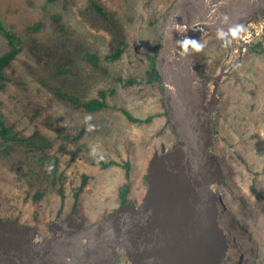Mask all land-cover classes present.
<instances>
[{
  "label": "rangeland",
  "instance_id": "obj_1",
  "mask_svg": "<svg viewBox=\"0 0 264 264\" xmlns=\"http://www.w3.org/2000/svg\"><path fill=\"white\" fill-rule=\"evenodd\" d=\"M98 1L115 14L126 37L127 49L114 63L103 61L112 50L111 28L101 21L91 23L90 0L53 4L0 0V15L7 25L18 23V33H24L26 27L38 28L25 34L26 46L12 64L14 80L20 84L0 90V113L24 135L39 132L49 139L50 154L57 156L65 178L61 198L55 191L44 190L48 183L23 155L8 157L0 149V218L35 227L41 238L49 235L48 225L72 210L86 225L96 224L119 206L118 191L124 184L129 187L128 199L140 204L150 160L174 143L157 91L146 88L139 92L124 86L127 79L139 78L144 72L145 67L136 63L135 52L152 53L150 43L161 37L162 17L173 0ZM13 9L19 15L7 13ZM154 21L155 26H150ZM238 31L228 40L202 36L196 41L203 47L195 51V61L203 58L204 72L212 71L209 78L220 77L213 114L219 129L215 134L214 128L213 139H219L225 181L215 187V193L228 208L220 215L224 232L227 228L239 243L237 247L229 244L231 250L223 264H264V32L251 37L250 31ZM33 39L48 53L46 68L36 64L29 50ZM4 50L0 38V55ZM86 54L101 59L98 68L82 60ZM70 62L74 66L70 75L58 78L50 70L58 71ZM39 83H45V89ZM54 88L76 91L82 101L96 99L99 91H105L109 109L84 113L58 102L52 94ZM36 109L41 116L31 123L26 116ZM122 111L143 123L130 122ZM149 117L152 120L146 122ZM83 177L84 192L75 200ZM37 183L43 192L35 201L32 185ZM232 252L239 257L233 258Z\"/></svg>",
  "mask_w": 264,
  "mask_h": 264
},
{
  "label": "water",
  "instance_id": "obj_2",
  "mask_svg": "<svg viewBox=\"0 0 264 264\" xmlns=\"http://www.w3.org/2000/svg\"><path fill=\"white\" fill-rule=\"evenodd\" d=\"M263 12L264 0H173L154 69L174 143L150 160L141 203L119 205L93 225L70 213L45 238L0 218V264H223L230 241L215 187L225 177L213 152L220 77L202 76L183 45L207 34L228 40Z\"/></svg>",
  "mask_w": 264,
  "mask_h": 264
},
{
  "label": "trees",
  "instance_id": "obj_3",
  "mask_svg": "<svg viewBox=\"0 0 264 264\" xmlns=\"http://www.w3.org/2000/svg\"><path fill=\"white\" fill-rule=\"evenodd\" d=\"M59 1H64L67 3V0H46L48 3H57ZM88 10L91 13V23L98 24V21L106 23L111 28V53L103 58V61L106 63H114L120 60L123 52L127 49L126 37L123 35V27L120 22L116 19L115 14L110 12L104 5H102L98 0H90ZM7 13L13 14L15 16L19 15L16 9L9 10ZM157 21L150 23V26L154 27ZM18 24V23H17ZM17 24L7 25L4 19L0 15V38L4 41L5 50L0 55V90L5 89L9 84H17L15 79V71L13 69V62L18 58L22 52L24 46H26L25 34L30 31H36V27H26L24 33H18L15 30ZM96 27V26H95ZM25 28V27H24ZM28 29V30H27ZM18 33V34H17ZM27 37V36H26ZM161 37L158 36L150 44L152 46V53L145 52L143 50H136V63L138 66H144L145 70L142 72V75L137 77H131L127 79L124 83V86L135 87L137 90L143 91L146 88H154L157 91V94L162 97V86L160 79L154 69V59L156 56L157 48L159 47ZM31 54L35 57V62L41 68L48 67V60L44 59L48 53L38 44L37 40L33 39L31 41V46L29 48ZM202 58V57H201ZM82 60L90 64L92 68H98L100 58L93 54H86L82 56ZM204 59H198L195 62L196 69L198 72L204 76L209 77L212 74V71H208L204 74V71L207 70V65L205 64ZM74 69L73 63L70 62L66 66L58 71L50 69L54 76L61 77L63 75H70L71 71ZM106 73V72H105ZM44 89L46 87L45 83H39ZM74 92H67L62 89H53V97L59 102H62L70 107L81 110L87 114H96L104 110H108L109 106L106 102L107 92L99 91L98 97L96 99H91L88 101H82L81 97ZM40 109H36L30 113L27 119L31 123H35L36 120L41 116ZM122 114L132 123H143L142 120L132 118L127 112L122 111ZM152 117H149L146 122H150ZM218 125L215 127V134L218 133ZM219 139L215 138L213 143V150H215V156L221 164L224 163L221 161L219 156ZM52 143L49 139L41 136L39 132H34L31 135H24L21 131L16 129L14 124H11L1 113H0V149L7 153L8 157L17 158L18 156L23 155L25 159L30 161L35 168H37L38 173H42L43 181L47 182L46 189L55 191L61 198L64 195V185L65 178L62 176V172L59 169V160L55 154H50V148ZM110 165H116L115 163H110ZM51 166V172L47 169ZM224 167V165H223ZM37 174V175H40ZM127 177V175H125ZM64 178V180H63ZM39 185H32L36 189L34 200L37 201L41 197L43 190L39 189ZM86 184V177H83L82 185L74 194V199L77 200L79 195L84 192V187ZM33 189L31 186H29ZM29 188V189H30ZM58 188V189H57ZM128 185L124 184L118 191L119 205L128 204L130 201L128 199L129 189ZM252 193L256 194V191L252 189ZM257 197H259L257 195ZM222 207L223 211H228V208L225 204L219 205ZM219 208V207H218ZM74 212L73 210L71 211ZM227 220L230 221L231 218L227 216ZM231 222V221H230ZM231 247H229V251Z\"/></svg>",
  "mask_w": 264,
  "mask_h": 264
},
{
  "label": "built area",
  "instance_id": "obj_4",
  "mask_svg": "<svg viewBox=\"0 0 264 264\" xmlns=\"http://www.w3.org/2000/svg\"><path fill=\"white\" fill-rule=\"evenodd\" d=\"M237 30H239L238 32H240V34L244 33L245 31H250L251 37H253V36L258 37L260 34H262L264 32V12L262 14H258L252 20H245V21L241 22L238 25ZM257 30H259V31H257Z\"/></svg>",
  "mask_w": 264,
  "mask_h": 264
},
{
  "label": "clouds",
  "instance_id": "obj_5",
  "mask_svg": "<svg viewBox=\"0 0 264 264\" xmlns=\"http://www.w3.org/2000/svg\"><path fill=\"white\" fill-rule=\"evenodd\" d=\"M233 35H235V33H233ZM189 47H191V49H192L193 51L198 52V51L201 50V48L203 47V45L200 44L199 42H196V41H193V42H191L190 44L186 43V44L183 45V48H184L185 52L187 51V49H188ZM94 151H95V150H93V152H94ZM47 170H48L49 172H51V170H52V169H51V166H49ZM232 253H233V252H232ZM238 253H241V252H238ZM234 255H235V254L232 255L233 258H237L236 256L234 257Z\"/></svg>",
  "mask_w": 264,
  "mask_h": 264
},
{
  "label": "bare ground",
  "instance_id": "obj_6",
  "mask_svg": "<svg viewBox=\"0 0 264 264\" xmlns=\"http://www.w3.org/2000/svg\"><path fill=\"white\" fill-rule=\"evenodd\" d=\"M216 77V76H215ZM212 78H214V77H212ZM212 89V88H211ZM219 207V208H218ZM217 208H218V210L220 211V214L219 215H222L223 214V209H221L222 207H220L219 205H217ZM225 233H226V235H227V238L229 239V241H230V245L232 244L234 247H237L238 245H239V243L237 242V240L233 237V235L232 234H229V232H228V229L227 228H225ZM251 245V244H250ZM238 253V252H237ZM234 254V253H233ZM235 257V256H234ZM236 257H239V255H236ZM240 261V260H239Z\"/></svg>",
  "mask_w": 264,
  "mask_h": 264
},
{
  "label": "flooded vegetation",
  "instance_id": "obj_7",
  "mask_svg": "<svg viewBox=\"0 0 264 264\" xmlns=\"http://www.w3.org/2000/svg\"><path fill=\"white\" fill-rule=\"evenodd\" d=\"M129 201H130V200H129ZM132 202H135V201H133V200H132V201H130V203H132ZM135 203H136V202H135Z\"/></svg>",
  "mask_w": 264,
  "mask_h": 264
}]
</instances>
